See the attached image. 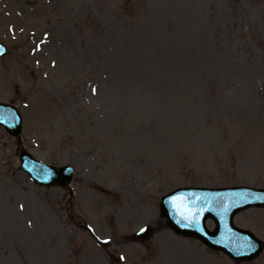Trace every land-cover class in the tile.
I'll use <instances>...</instances> for the list:
<instances>
[{
    "label": "rangeland",
    "instance_id": "1",
    "mask_svg": "<svg viewBox=\"0 0 264 264\" xmlns=\"http://www.w3.org/2000/svg\"><path fill=\"white\" fill-rule=\"evenodd\" d=\"M0 40L24 145L76 167L73 202L20 169L0 126V264H237L171 229L160 201L264 186V0H0ZM235 222L264 240V208Z\"/></svg>",
    "mask_w": 264,
    "mask_h": 264
},
{
    "label": "water",
    "instance_id": "2",
    "mask_svg": "<svg viewBox=\"0 0 264 264\" xmlns=\"http://www.w3.org/2000/svg\"><path fill=\"white\" fill-rule=\"evenodd\" d=\"M7 105L0 103V121L6 122V126L13 135H20L21 123L14 118L12 121L9 116H5ZM29 153L22 150V158L29 157ZM32 175L37 179H42L50 184L60 183L68 185L70 176L65 175L61 170L54 168L53 170L43 165L42 163L32 161L27 163ZM214 191V190H213ZM221 192L213 193L207 188H182L173 193L170 197L163 200V213L170 218V225L183 234L200 237L209 245L215 248H225L233 258L240 262L242 260L253 259L259 255L264 249V243L255 237L250 231L237 228L232 219L235 213L250 205H264V189L252 188H232L220 189ZM230 193L237 199L232 203L225 204L227 197L225 194ZM174 201L171 207V201ZM214 204V205H212ZM226 206V207H225ZM173 215L179 216L182 220H176ZM190 216L189 219H184V216ZM213 215L217 218L218 228L211 232L205 229L204 222L206 218ZM190 220V221H189ZM229 224L230 227L236 228L234 234L224 224ZM237 232V233H235ZM148 233L141 235L143 238ZM251 243V246L246 244V241Z\"/></svg>",
    "mask_w": 264,
    "mask_h": 264
}]
</instances>
